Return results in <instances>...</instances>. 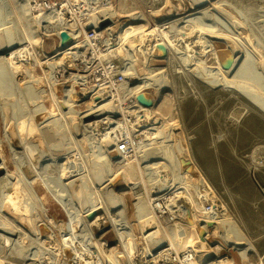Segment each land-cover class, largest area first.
<instances>
[{"label": "rangeland", "instance_id": "1", "mask_svg": "<svg viewBox=\"0 0 264 264\" xmlns=\"http://www.w3.org/2000/svg\"><path fill=\"white\" fill-rule=\"evenodd\" d=\"M170 1L175 12H183L188 8L190 0ZM65 3L66 0H56L55 7L60 8ZM219 3L197 21L198 33H195L199 35L198 49L202 53L193 64L187 65L180 57L181 53H171L170 58L166 59L169 52L164 57L149 62V68L154 71L162 70L159 77L166 83L162 99L165 98L167 102L166 107H163L166 112L163 117H174L175 128L174 125L170 126L169 132L176 139L172 137L164 141L165 137L156 138V142L161 139L163 142H154L147 152H142L139 158L133 159L134 177L129 183L122 178L117 179L114 191H130L131 202L139 200L138 205H146L148 209L150 203L147 196L158 185H162V194L165 193L157 199L159 201L173 196L177 189L183 190L180 193L183 195L180 196L190 203L202 202L195 198L199 190L206 195H213L219 206L223 207L219 214L223 213L225 216L224 207L229 211L224 224L228 222L233 224L231 226L241 228L264 260V0H219ZM23 4L24 0H0V46L10 43L9 45L24 47L31 58L21 61L25 66L34 61L35 56L41 62L46 56L55 55L58 41L55 35L46 37L41 34V25L32 20V17L39 18L38 11H26ZM80 5L86 7L88 4L67 3V7L73 12V19L78 17L87 20L90 14L86 17L79 16L86 12ZM105 5L93 7L96 10L91 14L96 15V11ZM114 6L120 15L132 10L151 12L165 6V0H114ZM136 15L141 19L144 14ZM123 19L127 20V17H121L119 21ZM111 23L106 21L102 25ZM167 26L169 27V23L163 24L161 30L168 29ZM37 33L41 41L32 43ZM208 39L225 44L216 46L217 50L234 43L239 53L246 57L247 63L236 80L230 83L225 79L221 69H225L226 65L218 67L215 50L209 51L210 47H207ZM139 52L141 51L137 55H142ZM5 53L6 51H0V55H6ZM117 55L119 64L127 61L126 52L121 50ZM147 60L143 55L139 59L135 57L133 65L144 73ZM75 62L69 58L63 63L64 69L56 67L49 74L45 71L46 67L36 62L32 73L36 80L28 77L21 82L17 78L18 72L13 73L0 60V162L4 165L0 168V221L15 229L14 232L9 229L11 234L0 230L9 238L6 241L0 237L1 264H132L143 260V252L150 246H157L159 242V226L155 221L154 229L144 224L140 214L143 210L138 205L132 204V212L128 218L125 214L118 215L120 207L109 205L112 196L108 179L122 168L111 160L97 158L101 155V150L95 139L100 136L102 127L91 130L82 127L84 123L79 116L84 112L76 113L70 106H60L48 97L51 89H56L58 96L63 94L67 88V78L77 68ZM237 68L238 66L229 78L236 73ZM50 74L52 76L48 78ZM75 84L77 91L86 88L84 82ZM145 91L158 99L152 87L145 88ZM50 106L54 115L34 120V110L37 107L45 109ZM78 108L83 110L86 107L81 102ZM69 111H74L72 116ZM27 116H30L28 121L25 120V117L28 119ZM21 120L26 124L29 122L30 130L33 131L22 139L15 127L18 124L16 122ZM113 134L116 140L118 131L114 129ZM183 150L189 151L193 157L205 177L206 185L202 184L200 178L181 177ZM155 161H163L165 165L155 171L151 165ZM65 170H73L77 174L65 178L62 176L66 174ZM5 174L8 176H2ZM15 174L19 175L18 178ZM71 179H76L73 184L69 182ZM14 187L20 189L19 204L27 208L25 217L28 225L19 217H13L9 211L3 210L2 205L7 201L5 197L14 191ZM205 187L209 189L206 190ZM90 201L98 202L103 208L109 205L110 212H115L113 216L121 218L122 222L116 221L113 224V219H108L101 227L86 226L81 216L85 208L92 205ZM155 211L159 216L160 212ZM98 213H102V208ZM164 216L165 214L159 218ZM39 224L41 232L36 229ZM161 225H165L167 233L174 230L165 222ZM152 237H155V242ZM95 240L102 244L98 245ZM209 240L213 238L210 236ZM176 244L178 252L185 248L182 241H177ZM129 249L133 250L131 255L128 253ZM170 253L175 255L173 250ZM230 253L236 264H249L246 260L241 261L235 250L230 249ZM257 260V256L250 257L251 262Z\"/></svg>", "mask_w": 264, "mask_h": 264}, {"label": "bare ground", "instance_id": "2", "mask_svg": "<svg viewBox=\"0 0 264 264\" xmlns=\"http://www.w3.org/2000/svg\"><path fill=\"white\" fill-rule=\"evenodd\" d=\"M51 2H52L51 3L52 7L48 10L45 8L42 9L40 7L41 3L39 2V0H24L23 5L25 6L24 8L26 11H28L29 9L31 10L33 9L32 11H38L39 18L34 19V17H32V20H34L33 22L36 21L35 24L41 25V28H42L41 31H43L41 32L42 35H45L46 37L52 36V35L56 36V34H58L61 30L69 31L71 34L74 35L78 31H82V28H86V27H95V29L98 32H101L102 29L104 28V26L102 25L103 23H105L106 21L112 22L111 25L110 24L107 25V28L109 29L108 34L110 35V38L108 39H110L109 40L110 42L108 41L105 42L106 45L102 50L104 52H102L101 55L104 58H107L106 61L111 62L113 58L116 59V57L118 56L117 52L121 50L126 52L128 56L125 58L128 59L131 62V64L123 70H128L126 73L131 72L133 74L132 75L133 79L131 81L128 80V85L125 86L123 96L127 97L131 95L132 97L136 98V96L139 93H142L144 97L152 98V105L150 106H144L139 101H137L136 104L132 102H123L121 98H118L117 108H116L115 107L116 104L114 102V99L111 97V94L109 93L106 95V92H108L107 86H104V85L93 86L92 84H89L86 88H82L81 90L77 91V89L75 88L76 86L75 83H83L85 79V75L80 72H76V71L72 72L69 78H67V82H66L68 83L67 88L65 89V91L63 92L61 96H58L56 94L55 92L56 89L55 90L51 89L48 92V97L55 103L56 102L59 103L60 106L61 105L70 106L72 108L71 110H74L76 113L84 112L81 116H79L80 119L84 123L82 127L86 129H90V130L95 129V127H98V126L102 127L100 136L95 139L96 140L95 142L98 144L97 145L98 148L101 150V155L97 158L111 160L112 162L119 164L118 166L122 168L121 170L115 171L113 173V176L110 179H108V183L111 185L110 194L112 196L111 198L112 201L110 202L111 204L109 203L108 204L112 205L113 207H120V209L118 210L119 211L121 210V212L118 215L124 216L125 214V217L128 218L129 214L132 212L131 211L132 204H135L137 206L138 202L140 201L137 199L138 202L136 201L135 203H132L130 191H126V190H122L118 192H116V190L114 191L115 186H117V183H116L117 179L122 178L124 180H127V182L129 183L130 180L134 177L133 168H132L134 161L131 158L124 159L121 156L117 155L115 136L113 132L115 129V123L116 122L120 123V120L114 119V116L116 115V113L117 114L122 113L127 116V119L125 120H128L129 123H132V121L140 120L143 122L142 125H148L146 126V128H149V129L146 130L147 133L145 136H143L144 145H142L143 147L142 149L138 150V156H140L141 155L140 153L142 152L143 153L147 152L148 147L157 141L156 138L165 137L166 140L164 141H167V140L172 139V137L175 136V135L173 136V133L169 132L170 130L169 127L170 126L172 127L176 122L175 120L172 119L174 117L172 118L163 117L164 114L166 113L163 107H166L165 105L167 102L165 98L162 99V97H164L163 91L166 88V85H165L166 83L164 84V82L159 77L162 70L154 71L152 68H149L150 66L149 62L152 63V61H155V59H159V57H162V56L164 57V55H161L159 53L160 46L164 45L166 48V53L169 52L167 56H165L166 59L170 58L171 53H176V54L181 53L180 57H182L183 61H185L187 65L193 64L194 61L198 59L199 55L202 53L198 49V41H200L198 40L199 35L195 33V32L198 33L197 21L199 18H202L203 15H205L206 12L209 11V9L219 5L220 4L219 0H190L188 8L183 12H177V11L175 12L173 9L174 7L171 4V1L165 0V6H162L161 8H158L156 10H152L151 8L152 11L149 10L151 12H146V10L142 12H138V11L136 12L135 10H132L123 15H120L118 11L116 10V7L114 6V0H105L104 2L103 0H79V1L78 0H66V3L62 4L60 8L53 6V3H55V0H52ZM69 2L70 3L83 2L85 3V5L88 4L86 7L81 6L82 4L80 5L82 10L86 9V12L80 13L79 16L86 17V16H89L90 14V17L87 18V20L83 18L79 19L78 17H75V19H77V22H76V20L73 19L74 17L72 15L73 12L70 10V8L67 7V3ZM104 3L106 5L98 9L96 11L98 12L96 15L91 14L94 9L96 10V8H93V7L101 5V4L104 5ZM208 6L209 7L211 6V7L208 8ZM136 13H139V14L143 13L145 16L143 15L142 18L139 19V15L137 16ZM179 13H183V14L181 16H176ZM46 16H50V18L52 17L53 19L51 20L49 17L47 18ZM121 17H127V20L123 19L119 21V18ZM124 21H126V23H124ZM167 23H169V27L167 26L168 29L161 30V26ZM38 33L36 34V36H34L32 43L33 42L38 43L41 41V39H39ZM71 37L74 38L75 36H71ZM211 38H217V37L211 36ZM159 39H163V40H159ZM217 39H222V38H217ZM208 42L209 43L207 47H210L209 51L211 49L215 50L214 54L217 57V60L216 59L215 60L219 64L218 67L219 68L223 67V64L226 65L225 69L223 70L221 69V73L223 74L225 79L230 83L232 80L234 79L236 80L237 75L240 73V71L245 67V64L247 63L246 57H244L242 53H239L234 43H229L227 44L226 48L222 47L221 49L217 50L216 46L220 47L221 45H225V44L223 42H216L214 40H209ZM3 44H1L0 46V51L2 52L6 51L7 54L6 53H5L6 55L1 54L0 60L3 61L6 64V66L13 71V73L18 72L17 78L21 80V82H23V79L26 80V78L32 77L34 65L36 62H39L40 65L42 64L44 67H46L47 69L45 71L48 72L49 74L56 67H60V69H62L63 67L64 69L63 63L64 62L66 63V61L69 58L71 60L78 59V55L80 53L79 51L82 50L85 46V43L82 44L80 41H77L76 39L73 40V44L70 47L67 46L68 44L65 45L64 47H60L58 43L57 45L58 50H56L55 55L46 56V59L41 62L35 56V59H33L34 61L28 62V64L24 66L23 62L21 61L31 59L30 57H28L30 56L28 55V51L26 52L25 51L26 49H24V47H18V44L9 45L10 43H8L2 46ZM138 51H141L139 53H142L143 57L148 58L145 64L147 68L145 67V71H143L144 73H141L140 71H138L139 68L133 65L135 64V62L133 61L135 57H137V59H139L140 57L142 58L141 54L137 55ZM65 59L66 61H64ZM237 66L238 68L236 69V73H234L233 76L229 78L231 72ZM51 76L52 75L50 74V77L48 76V78H51ZM33 80H36V79H33ZM228 85H231V84L228 83ZM148 87H152L154 89L155 95L158 96L157 100H156V97L152 95L149 91H145V88H148ZM96 98L97 99L99 98V99L97 100ZM81 102L86 107L83 110H80L78 108V105ZM66 110L68 109H65V110L62 109V111H66ZM74 111L72 112L69 111L70 114L69 113L68 114L72 116L71 113H74ZM105 114H107V116ZM50 115L51 116L54 115L52 106L47 107L45 109L44 108L41 109L37 107V109L34 110V120L36 121L42 119L43 117H50ZM27 117L28 119H26L25 117V120L28 121L30 119V116H27ZM55 122H56V119H55ZM16 123L18 124L17 125L14 124V125L22 139L25 135L29 134V132L31 131L30 124L28 125L29 122L26 124V122H23V120L16 122ZM44 126H47V125L45 124ZM36 127L38 126H35V128ZM10 128H12V126ZM174 128H175V125H174ZM41 129H44V128H41ZM174 139L176 138L174 137ZM160 142L162 143L163 140L161 139L160 141L156 143H160ZM182 142L184 141L182 140ZM105 143H106V146H104ZM185 150H186V147H185ZM185 150L182 151L183 161L181 165L182 166L181 167V177L182 178H200L202 184L206 185L205 177L201 174L199 167L197 166L196 162L194 161L189 151H185ZM164 159L166 158L164 157ZM151 165H153V169L155 170V169H158L164 166L165 163L163 161L162 162L155 161V162H152ZM3 166H4L3 162H0V168ZM158 170H155V171H158ZM76 174L77 173L73 172V170H68L66 171V174L65 175L63 174L62 176H64L65 178H70V177L75 176ZM2 176L7 177L8 174L2 175ZM16 176L18 178L19 175H16ZM75 180L76 179H71L69 181L70 184H73ZM14 182H16V180ZM20 184L23 185L22 183ZM14 188H15L14 191L9 193L5 197L7 201L3 203L2 205L3 210L9 211V213L13 217H19V219L24 221L25 225H28L26 223V217H25L27 208L19 204L18 198L20 195H18V191L20 189H18V187H14ZM207 189L209 188L207 187L206 190ZM182 191L183 190L177 189L175 190L176 193L174 192L173 196L164 197L161 201H159L157 199L161 197L162 195H164L165 193L162 194L164 192V188H162V185L161 186L158 185L156 188L152 189L150 194H148L147 196V201L150 203V209H148L146 205L145 206L141 204L138 205L141 208L140 210L141 211L143 210V213L139 212L140 214H142L141 221L144 224H148L149 226H151L152 228L150 229H154L155 222H156L157 226H159L161 230V234L158 238L159 242L158 243L156 242L157 246H154V247L150 246L148 249H146L143 252V255H142L143 260H140L137 263L131 262L132 264H236V261L234 260L233 256L230 253V249H233L237 252L239 257H241L242 259V260L240 259L241 261L246 260L249 262V264H264V260L261 259L258 253L257 247L255 246L253 241L244 233V231L238 226H231L233 225L231 223L229 224L227 222V224H224L225 222L224 219H227V217L229 216V211L226 207H224L225 208L224 213L226 212L225 216L223 213L219 214L216 217L205 215V213L203 212V207H202V202H203L204 197L207 196V197H211L214 199H217V198H215L213 195H206V193L202 191L204 194L202 193L200 197L198 196L195 197L197 199L202 200V202L199 200L200 202L196 201L197 203H193V202L190 203L184 200L185 198L183 196H180V195H183V194H180ZM10 200L12 202H10ZM92 201H90L91 202L90 204L92 205L85 208V210L83 211L84 213H82V216H81L83 217V221L86 226L90 227L92 225H96L98 227H101L102 224L108 219H113L111 220L113 224L116 223V221H121L120 220L121 218H117L116 216H113L115 212L114 213L110 212L109 205L103 208V205L99 206L100 204L98 202L93 203ZM101 201L100 203H102ZM25 205H29V204H25ZM101 208H102V213H98V211ZM154 208H158L160 211L166 213L164 217L165 221L166 222L171 221L172 224H175L177 226L176 229H174L173 231L171 230L170 233H167V228L165 230L164 228L165 225L163 226L161 225L162 223L160 219L153 212ZM221 211L223 210H220V212ZM88 212H93L94 215L92 218L87 217ZM28 217L31 218L29 215ZM123 220H124V217H123ZM28 221L30 220L28 219ZM125 224L126 223H124V225ZM127 226L130 227L131 224L128 223ZM167 226L170 227L169 224ZM30 227L33 230V226L31 225V223H30ZM9 229L10 231H13V232L15 231L14 228L8 227L3 223V221H0V230L2 232L11 234L9 232ZM36 229H38L39 232H41L40 224L36 226ZM210 236L213 238V240L211 241L209 240ZM0 237L3 239H6V241H9L8 240L9 238L3 235L1 232H0ZM155 237H152V239ZM147 239L149 241L151 240V238H147ZM177 241H182L185 246L183 250L190 252L192 254V256L186 259L185 261L177 260L175 255H172L170 253V250H173V252L175 253L178 252V247L176 244ZM95 242L98 245L102 244V242H99L97 240H95ZM165 244H167V247H164ZM161 247H164V248H161ZM132 251H133L132 249H129L128 251L129 255L133 253ZM254 256H257L259 260H257L256 262H251L250 257H254ZM211 258H214V259L210 260Z\"/></svg>", "mask_w": 264, "mask_h": 264}, {"label": "built area", "instance_id": "3", "mask_svg": "<svg viewBox=\"0 0 264 264\" xmlns=\"http://www.w3.org/2000/svg\"><path fill=\"white\" fill-rule=\"evenodd\" d=\"M51 1L52 0H39L41 3L40 7L49 10L52 7ZM104 1L105 0H103V2ZM53 6H56V0L55 3H53ZM107 25H104V30L102 29L101 32H98L95 27L82 28V31H78L74 35L67 31L70 36H75L74 38L72 37V41L67 45L68 47L72 46L73 40L75 39L82 44L85 43L84 48L79 51L78 59L75 60V65H77L75 71L85 75L84 83L86 87L89 84H92L93 86H107L108 92H106V95L109 93L111 94V97L116 104V108L118 98H121L123 102H132L136 104L137 100L135 97H132L131 95L127 97L123 96L125 86L128 85V80L130 81V79H133V74L131 72L126 73L128 70L123 69L127 68L131 62L128 59H125L127 60L126 62L124 61L119 64V60L114 58L110 62L106 61L107 58H104L101 55V51L106 45L105 42H110V39H108L110 38V35L108 34L109 29L107 28ZM56 38L59 41V33L56 34ZM114 119L120 120V123H115V129L118 131V136L115 140L117 154L124 159L131 158L133 160L139 158L137 151L143 148V136L146 135V130L149 129L146 128L148 125H142L143 122L140 120L129 123L128 120H125L127 119V116L122 113H116ZM202 193V190H199L196 196L200 197ZM202 207L205 215L212 217H216L221 209L217 199L207 196L203 199ZM155 209L160 212L159 216L163 214L166 215V213L160 211L158 208H154L153 212L155 215H157ZM159 216L157 215L158 218ZM160 221L161 223L165 222L167 225L169 224L171 228L176 229L177 227L175 224H172L171 221L166 222L164 218L160 219ZM191 256L192 254L185 250L175 253L177 260L185 261Z\"/></svg>", "mask_w": 264, "mask_h": 264}, {"label": "water", "instance_id": "4", "mask_svg": "<svg viewBox=\"0 0 264 264\" xmlns=\"http://www.w3.org/2000/svg\"><path fill=\"white\" fill-rule=\"evenodd\" d=\"M72 41V37L69 35V33L65 30H61L59 32V45L60 47H64L65 45L69 44ZM159 53L161 55H165L166 53V48L164 45L160 46ZM137 101H139L142 105L144 106H150L152 105V98L149 97H144L142 93H139L136 96ZM93 212H88L87 217L92 218L93 217Z\"/></svg>", "mask_w": 264, "mask_h": 264}]
</instances>
